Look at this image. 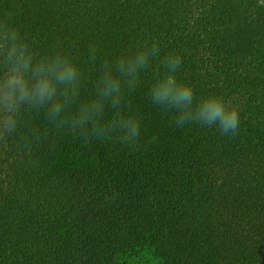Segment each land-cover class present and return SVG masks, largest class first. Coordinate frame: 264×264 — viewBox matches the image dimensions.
<instances>
[{"label":"trees","instance_id":"16d2710c","mask_svg":"<svg viewBox=\"0 0 264 264\" xmlns=\"http://www.w3.org/2000/svg\"><path fill=\"white\" fill-rule=\"evenodd\" d=\"M0 22L40 56L62 52L81 72L72 110L96 96L101 66L156 43L158 57L124 90L134 142H87L22 111L0 135V264H124L150 250L158 264H264L263 64L259 0H0ZM97 49L95 59L90 49ZM178 55V83L238 109L235 134L175 122L150 90ZM105 108L104 119L111 117Z\"/></svg>","mask_w":264,"mask_h":264},{"label":"clouds","instance_id":"9594fccd","mask_svg":"<svg viewBox=\"0 0 264 264\" xmlns=\"http://www.w3.org/2000/svg\"><path fill=\"white\" fill-rule=\"evenodd\" d=\"M259 2L264 4V0ZM96 51L95 47L90 49L93 60ZM159 52L156 43L149 47L145 42L138 50L130 49L114 65L105 61L95 98L80 103L73 111L71 106L79 97L81 84L77 64L59 51L36 58L26 37L17 28L0 22V135L16 129L22 111L43 109L58 131H78L85 142L90 138L113 137L121 143L134 142L139 135V122L134 116L123 114L124 90L135 89L140 73ZM181 63L178 55L171 54L161 61L166 71L155 79L150 90L152 103L175 110V122L180 127L186 123L211 127L218 122L222 133L235 134L238 109L228 107L223 98L217 96H209L193 107L192 87L178 83L175 76ZM106 107L113 110L108 120L104 119Z\"/></svg>","mask_w":264,"mask_h":264},{"label":"rangeland","instance_id":"374dc122","mask_svg":"<svg viewBox=\"0 0 264 264\" xmlns=\"http://www.w3.org/2000/svg\"><path fill=\"white\" fill-rule=\"evenodd\" d=\"M256 60L257 63L263 64L262 70H259L256 74V79L258 80L257 84V91L259 93L258 102H256L258 105H260L261 113H262V119H264V53H257L256 54ZM121 261L124 262V264H158L159 260L156 259L152 252L150 250H143L139 252L136 255L132 256H124L121 258Z\"/></svg>","mask_w":264,"mask_h":264}]
</instances>
